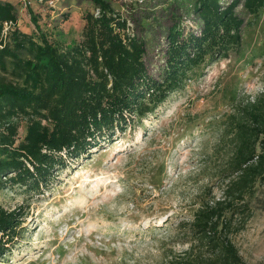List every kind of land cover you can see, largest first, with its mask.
I'll return each instance as SVG.
<instances>
[{"label": "trees", "instance_id": "trees-1", "mask_svg": "<svg viewBox=\"0 0 264 264\" xmlns=\"http://www.w3.org/2000/svg\"><path fill=\"white\" fill-rule=\"evenodd\" d=\"M89 1L94 8L81 15L76 38L63 43L42 32L33 15L36 31L20 30L14 6L0 0V192L24 194L11 208L0 204V261L26 230L27 201L67 162L102 148L152 113L184 88L198 66L236 52L243 22L236 6L250 15L264 7V0L224 6L220 0H169L162 63L154 76L144 60L143 26L128 20L134 21L142 0L123 7L128 17L109 0ZM182 7L193 26L184 23ZM212 123L216 140L202 164L213 168L219 194L201 199L189 221L176 224L187 245L167 264H245L229 234L251 216L250 200L264 184V77L260 92L235 100Z\"/></svg>", "mask_w": 264, "mask_h": 264}, {"label": "rangeland", "instance_id": "rangeland-1", "mask_svg": "<svg viewBox=\"0 0 264 264\" xmlns=\"http://www.w3.org/2000/svg\"><path fill=\"white\" fill-rule=\"evenodd\" d=\"M4 1L14 6L20 30L36 31L33 15L42 32L63 43L76 38L81 15L94 8L89 0H57L44 10L33 0L29 9L20 0ZM135 1L109 0L127 17L123 7ZM168 4L142 0L134 21L128 19L143 26L144 60L154 76L162 63ZM234 10L243 19L238 50L198 66L184 88L152 113L102 148L67 162L40 195L27 201L26 230L0 264H167L169 255L183 251L187 244L176 234V224L189 221L201 199L219 194L213 168L202 164L216 140L212 120L223 118L235 100L262 89L264 7L255 15L240 5ZM181 14L186 25H194L184 7ZM23 199L15 190L0 192L5 208ZM250 204L251 216L229 237L245 264H264V184L257 185ZM237 223L234 219L232 225Z\"/></svg>", "mask_w": 264, "mask_h": 264}, {"label": "built area", "instance_id": "built-area-1", "mask_svg": "<svg viewBox=\"0 0 264 264\" xmlns=\"http://www.w3.org/2000/svg\"><path fill=\"white\" fill-rule=\"evenodd\" d=\"M34 1H37V2H40V3H44L48 6H51L53 5V2L54 0H45V1H42V0H34ZM20 2L22 3V5H28L30 3V0H20ZM11 23L9 21L7 22H3L2 23V30L4 31Z\"/></svg>", "mask_w": 264, "mask_h": 264}, {"label": "crops", "instance_id": "crops-1", "mask_svg": "<svg viewBox=\"0 0 264 264\" xmlns=\"http://www.w3.org/2000/svg\"><path fill=\"white\" fill-rule=\"evenodd\" d=\"M4 1V0H3ZM32 3H34V0L32 1Z\"/></svg>", "mask_w": 264, "mask_h": 264}]
</instances>
